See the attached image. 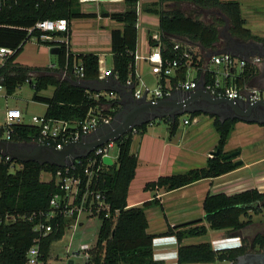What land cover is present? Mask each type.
Wrapping results in <instances>:
<instances>
[{
    "label": "trees",
    "instance_id": "16d2710c",
    "mask_svg": "<svg viewBox=\"0 0 264 264\" xmlns=\"http://www.w3.org/2000/svg\"><path fill=\"white\" fill-rule=\"evenodd\" d=\"M166 1H191L203 7H217L229 19V34L240 42L257 40L264 43V38L254 35L247 26L243 17L241 2L239 0H159L144 7V10L160 16V42L153 40L150 43L162 45L164 58L180 60L181 67L172 82L186 80L188 58L184 52L190 51L193 67H202L203 63L185 44L175 40L176 37H188L199 42L203 47H214L221 40V25L223 20L215 18L213 22H205L199 18L186 15L179 10H164L161 5ZM139 2L140 0H124L125 10L122 12L101 11L104 17H112L120 26L111 30L113 52V75L118 81L126 85L130 76H135V52L138 48L139 35ZM96 12H86L79 0H0V47L13 50L12 54L3 57L0 62V86L8 94H13L17 88L29 81L34 88L33 99L48 105L45 116L50 119H61L70 122L83 120L89 111L99 104H109L116 108L114 115L120 110L118 99H108L106 96L96 97L99 92L89 91L77 85L79 78L73 72L74 60L84 67L83 80L97 81L100 78V57L94 52L67 54L63 45L59 54V65L64 70L68 64L67 78L54 74L33 75L36 69L17 61L23 52L28 40L37 38L38 41L53 45L49 40H42V31H29L40 20L67 19L70 23L74 19L97 17ZM53 35H66V32H53ZM180 48L176 49L175 44ZM247 65L244 71L234 80L227 78V84H236L243 87L248 80ZM248 69V70H247ZM201 71H199V74ZM206 84L215 83L216 73L207 70L204 73ZM54 87L52 95L43 92ZM202 111L191 113L192 117L202 114ZM214 118V126L219 134V141L215 151L203 167L192 168L183 173L162 175L157 180L147 183L145 189L152 191H173L191 185L199 180L216 178L236 170L239 165L236 160L237 151H226V145L235 130L236 124L242 119L238 117L222 120L220 116L209 114ZM179 117L172 120L164 118L170 123V132L174 135L178 129ZM154 122V121H153ZM254 122V121H253ZM145 123L136 129L130 130L120 139L116 140L119 149L118 161L107 166L101 173L98 187L105 195V202L109 210H102L99 214L101 227L97 239L95 252L96 264H157L154 258L155 235L148 232L149 221L146 211L148 208L159 205L161 200L155 195L153 199L140 206L129 207L128 195L139 165V155L132 151L135 133L143 134L147 131ZM264 125V123H263ZM10 131V140L15 142H39L42 127L26 122H15L7 127L0 128V135ZM230 155L229 157H226ZM88 156L79 158L74 163L70 174L81 176L84 186L87 175L85 166ZM13 161L0 160V264H26L29 249L37 237L35 226L43 214L51 210L52 197L60 192L56 182L59 170L66 172L65 167L56 164H41L36 161L20 162V168L12 170ZM16 162V161H14ZM49 172L53 178L42 180V173ZM264 201V192L258 188L246 189L234 194L217 193L208 194L204 200L205 220L203 223L169 227L168 234H175L179 242L178 263L193 264L215 260L219 251L233 250L237 247L214 248L210 242L184 244L188 237L206 235L212 230H239L247 224L243 217L251 211H260V204ZM71 220L58 216L52 220L54 230L43 238L41 251L44 260L48 261L53 243L61 240L70 227Z\"/></svg>",
    "mask_w": 264,
    "mask_h": 264
},
{
    "label": "crops",
    "instance_id": "0c3cea01",
    "mask_svg": "<svg viewBox=\"0 0 264 264\" xmlns=\"http://www.w3.org/2000/svg\"><path fill=\"white\" fill-rule=\"evenodd\" d=\"M158 1L159 0H140L139 2V7H141V11L144 12V16L142 20L139 16L138 50L143 55H148L153 48L150 43V35L152 36V34H157L161 38L160 16L156 13H151L144 10L145 6ZM239 1L241 2L242 14L246 19L247 26L251 29L254 35L264 38V0ZM85 5L94 9V11L91 10L86 12H96L98 14L97 17H104L101 15V11L103 10H107L109 12H122L125 10L124 0H95L92 2H87ZM161 7L164 10L182 11L186 15L199 18L205 22H213L215 18H220L223 20V24L220 27L222 33L221 40L214 47L205 48L199 42H194L188 37H176L174 39L190 48L195 54L198 55L199 59H201L203 63L202 67H193L190 70H193L195 73V77L193 79L197 80L198 83L204 82L206 84L204 73L207 70H210L215 72L216 78L223 84H225L226 79L224 75V68L216 66L211 61V57L227 49L228 42L225 36L227 33L229 34L228 17L222 12L220 8L203 7L191 1H166L162 3ZM97 17L74 19L73 21H71V32L69 35L70 49L74 54L88 52L99 54L100 74L102 75V72L113 69L111 31L110 48L107 50L109 52V55H106V50L100 47H96L93 49H76L72 41L73 36L78 29H90L92 27L90 23H85V20L89 21ZM105 18L110 19V21L116 23L110 25L111 30L114 27L120 26V24L112 17ZM152 27H157V30L154 31ZM56 36L57 38H61L64 35ZM75 43H79L77 39ZM240 43L243 45L253 43V45L248 48L249 52L258 51L256 50V47H264V43L257 40H250ZM56 46L57 45H51V49ZM59 54H55L57 59L56 62H52L47 66H26L39 68L32 72V74L35 76L43 74H54L62 78L63 69L59 65ZM255 56L260 55L253 54L251 57ZM261 57L263 60L260 64L251 65V67L249 68H253L252 70L247 69L248 80L245 85L249 88H264V57ZM242 58L244 57L242 56ZM199 71H201L200 75H198ZM108 77H113L115 81H118L117 76H114L113 74L111 76L101 78V80ZM52 88L53 93L54 87ZM0 89L5 88L3 87ZM244 90L246 91V89ZM119 97L120 98L117 99L119 101V107L121 110V96L119 95ZM45 105L47 110L48 105ZM21 111L23 113V110ZM196 117L198 118V120H202V125L199 130L197 129L195 131V135L192 136H185L184 134H182V136H177V131L174 135H172L170 132V126L168 128L169 133L167 134H161L157 136L154 133L150 132L149 128H147V131L145 133H135L134 136L132 151L139 155V165L137 167L136 176L131 183L127 201L129 207H134L140 206L144 202L153 199L155 195L161 200V206L156 205L148 208L146 211L149 221L148 232L155 235L154 258L155 260H157V264H179V242L175 234H168L169 227L181 226V224L200 218H203L204 220L205 211L203 205L204 200L209 193L217 194L224 192L227 194H234L251 188H258L260 191H264V169H261L260 171H255L253 169L261 164L264 165V125L263 123L244 120H241L236 124L235 130L233 131L230 140L226 145V151L239 149V156L237 160L243 161V165L241 167L219 177L202 179L191 185L173 191H164L163 189H161L155 192L145 189L147 183L157 180L162 175L183 173L192 168L203 167L207 164L208 158L213 155V152L215 151V148L218 144L219 134L218 136H207L209 132H211V134H214V131L216 130L214 126V118L209 114L202 113L200 115H197ZM18 122L25 121L22 118V120ZM205 130H207L206 135L204 132ZM0 138L6 139V137H4V134L0 135ZM246 155H248V158L246 157ZM111 159L113 160V164H115L116 161L113 159V157H111ZM204 221L202 223L206 224L204 223ZM206 225H209L208 222ZM186 239L187 238H185L184 241ZM233 245L234 243L227 247Z\"/></svg>",
    "mask_w": 264,
    "mask_h": 264
},
{
    "label": "built area",
    "instance_id": "2783aa9c",
    "mask_svg": "<svg viewBox=\"0 0 264 264\" xmlns=\"http://www.w3.org/2000/svg\"><path fill=\"white\" fill-rule=\"evenodd\" d=\"M79 1L85 5L87 2L95 0ZM34 30L43 32L41 36L42 40L52 41L54 43L53 45H57L60 48L65 45L68 55L70 52H73L70 49L69 23L67 19L40 20L34 27L29 28L30 32H33ZM53 32H66V35L57 38V36L52 34ZM152 38L153 40L160 42L159 35L152 34ZM180 47L179 43L175 44L176 49H179ZM12 53V49L0 47V62L3 61L4 56ZM134 56L135 76H130L128 78L126 86L132 91L134 97L138 100L145 98L148 102L156 103L160 100L169 98L175 91L185 92L194 90L198 87L199 83L197 80L189 78V71L193 68L191 64L192 55L189 50L184 52V56L188 58L186 65L189 66L187 79L179 80L176 83L172 82V77L177 76V71L181 67V61L177 59H165L161 44L158 43L156 46H153L148 55H143L137 48ZM262 60L261 56L242 58L228 52L215 54L211 57V61L216 66L224 68L226 80L228 77L234 80L237 75H240L244 71L247 65H257L260 64ZM144 63H147L150 66L154 75L153 85H149L142 76L141 70ZM67 69L68 64L63 70V79L68 76ZM73 72L77 75L79 81H83L85 76L84 67L77 60H74ZM112 74V70L109 69L102 72L100 78L111 76ZM205 86L213 95L227 97L235 101L239 100L248 103L261 100L264 101V88H249L246 85L239 87L236 84H223L217 78L215 83L205 84ZM0 88L3 87L0 86ZM244 89H246V91ZM95 96H106L108 99L120 98L119 94L116 92L105 91H101ZM115 111L116 108L111 107L109 104L101 103L91 109L85 119L77 122L52 118L48 119L45 115H42L33 116V123L42 127L39 142L53 145L57 148H63L70 142L79 141L83 137L92 134L101 126L111 124L117 114L114 115ZM22 118L23 113L21 109L12 107L7 111L5 125L9 126L12 123L21 121ZM198 122L199 120L196 116L192 117L189 115L184 119L186 125ZM6 139L10 140V131H6ZM115 147H117L116 141H109L95 148L88 155L89 160L85 166L87 180L84 186H82L81 176L70 174V170L75 166L74 164L65 167L66 172L63 170L57 172L55 179L60 186V192L52 197L50 202L51 210L48 213L43 214V219H41L34 228L37 232V237L28 251L26 264H49V259L46 261L43 258L41 244L43 238L54 230L52 220L56 219L58 216H64L66 219H70V227H77L79 224H83L82 221L83 216H85L84 214H88L86 216L98 217L102 210L110 209L109 204L105 202V195L99 189L98 184L101 173L107 168V166H109L104 162V157H111L110 151ZM3 159L6 161H13L11 166L13 171L21 167V164L17 162L18 160L0 154V160L2 161ZM51 176L52 178L54 177L52 173ZM225 247L227 246H219L215 248ZM96 251L97 241L94 245L82 242L79 244L78 249L73 252V255L81 257L85 261V264H96L94 260ZM68 259L71 258L69 257Z\"/></svg>",
    "mask_w": 264,
    "mask_h": 264
},
{
    "label": "water",
    "instance_id": "95a60500",
    "mask_svg": "<svg viewBox=\"0 0 264 264\" xmlns=\"http://www.w3.org/2000/svg\"><path fill=\"white\" fill-rule=\"evenodd\" d=\"M227 29V28H226ZM227 49L220 53H232L234 55L250 58L253 54L264 57V51L249 52L248 48L253 45L241 44L230 34L225 36ZM264 49V48H263ZM61 48L56 46L51 49L52 54H59ZM77 85L90 91H112L121 96L122 108L111 124L101 126L92 134L83 137L79 141L66 144L63 148L41 143V142H15L0 138V154L10 156L20 162L36 161L41 164H56L61 167H69L82 157H87L95 148L109 141H116L128 133L130 130L145 123H152L157 119L170 117L175 120L183 114H191L202 111L207 114H214L222 120L238 117L244 121H255L264 123V101L244 102L235 101L227 97L213 95L205 86L204 82H199L194 90L180 92L175 91L169 98L156 103L148 102L145 98L138 100L126 85L115 81L113 77H108L97 81H78ZM214 151L213 154H218ZM236 153L239 154V151ZM227 155L226 157H229ZM107 165H112L111 157H104ZM241 165L242 160H237ZM203 218L181 224L190 225L202 221ZM178 227V226H176ZM73 264V260L69 261Z\"/></svg>",
    "mask_w": 264,
    "mask_h": 264
},
{
    "label": "rangeland",
    "instance_id": "374dc122",
    "mask_svg": "<svg viewBox=\"0 0 264 264\" xmlns=\"http://www.w3.org/2000/svg\"><path fill=\"white\" fill-rule=\"evenodd\" d=\"M97 5V4H93ZM82 8L85 11H94L91 7H87L86 5L82 4ZM139 16L142 20L144 16V12L141 11V7H139ZM85 23H90L91 28H80L75 32L73 36V45L76 49H93L96 47L103 48L106 50V55H109L107 51L110 48V31H111V24H116L110 19L105 17H97L93 20H85ZM154 31L157 30V27H152ZM76 39L79 43H75ZM51 45H48L43 42H39L37 38H32L28 40L27 44L24 47L23 52L18 58V62L24 65L30 66H47L52 62H56L55 54L50 52ZM142 66V65H141ZM142 76L144 80L149 84H154V75L151 71V68L148 64H144L141 70ZM195 73L194 71H190L189 78H194ZM53 88L50 87L48 90L43 92L44 95L50 96L52 94ZM35 90L32 87L29 81L25 82L22 86L17 88V90L13 94H8L6 89H0V128L7 127L5 125L6 121V112L9 108L17 107L23 110V120L26 123L32 124L33 116H42L46 112V105L45 103L35 101L33 99V94ZM188 113L179 116V125L177 130V136H192L195 135V131L201 128V119H199V123H193L191 125H186L184 123V119L188 117ZM169 126L170 123L168 121L157 119L155 122L149 124L148 128L150 132L154 133L155 135L159 136L161 134L169 133ZM6 132V130H5ZM205 135L207 130L204 131ZM200 133V131H199ZM207 136H218L217 131H214V134L211 132L208 133ZM4 137L6 134L4 133ZM250 149V148H249ZM252 149V148H251ZM118 147L113 148L110 151L111 157L117 162L118 161ZM248 158V155H246ZM255 171H260L264 169V165L261 164L255 168ZM51 174L49 172L42 173V180L49 181L51 179ZM252 214V211H251ZM83 216V224H79L77 227H69L66 230L65 236L53 243L50 257H49V264H69V260H73V264H85V261L79 257L74 256L73 252L76 251L79 247V244L82 242H87L90 245H94L98 239L99 230L101 227V220L99 217L94 216H86L88 214H84ZM263 214L256 215L252 214L251 217L258 219L262 217ZM245 220V218H243ZM204 223L207 224L206 220ZM209 226V225H207ZM210 242L214 248L221 247V246H229L233 243L239 241L237 238H233L229 231L227 230H212L210 229L206 235L203 236H196V237H188L184 244H193V243H200V242ZM71 259H68V258ZM202 264V263H199Z\"/></svg>",
    "mask_w": 264,
    "mask_h": 264
},
{
    "label": "flooded vegetation",
    "instance_id": "af4514ba",
    "mask_svg": "<svg viewBox=\"0 0 264 264\" xmlns=\"http://www.w3.org/2000/svg\"><path fill=\"white\" fill-rule=\"evenodd\" d=\"M263 48L256 47V50L263 51ZM263 213L264 201L260 204V211H252V214L256 215ZM252 214L250 212L248 216L243 217L245 218L244 221H247V224L241 229L229 231L233 238L239 239L235 243L236 245L234 244L230 247L237 248L219 251L215 260L202 264H264V215L255 219L251 217ZM204 220L198 223H202Z\"/></svg>",
    "mask_w": 264,
    "mask_h": 264
}]
</instances>
